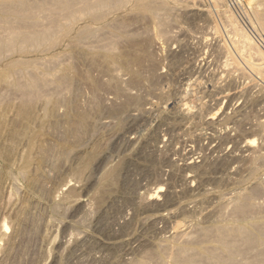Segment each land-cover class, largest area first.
Returning a JSON list of instances; mask_svg holds the SVG:
<instances>
[{"label": "rangeland", "instance_id": "obj_1", "mask_svg": "<svg viewBox=\"0 0 264 264\" xmlns=\"http://www.w3.org/2000/svg\"><path fill=\"white\" fill-rule=\"evenodd\" d=\"M186 1L166 0L163 20L120 12L80 40L83 19L29 52L32 94L13 86L27 73L0 68V264H173L218 247L200 232L264 221V79L225 12L262 50L264 33L244 0ZM244 199L248 218L233 214Z\"/></svg>", "mask_w": 264, "mask_h": 264}, {"label": "bare ground", "instance_id": "obj_2", "mask_svg": "<svg viewBox=\"0 0 264 264\" xmlns=\"http://www.w3.org/2000/svg\"><path fill=\"white\" fill-rule=\"evenodd\" d=\"M193 1H192L193 4H191V2L190 4L195 6L194 5L195 1L197 2L201 0H193ZM206 1L207 4H209L210 6H214L217 9L222 8L223 3H225L224 0H206ZM254 1L255 0H244V3L246 5L248 4V6L254 7V17L253 16L252 17L255 20L252 18L251 19L255 21L256 26L254 24L253 25L254 27L260 29L264 33V1L261 0L262 2L258 3V5L256 6H253ZM199 3H203L205 5L206 2L204 3L201 1ZM196 4L197 6L200 7L202 5V4L198 5V3ZM217 9L215 11H217ZM167 10L168 7L166 4V0H0V68L5 69V71L11 72L13 74L27 73L29 78L27 79L26 83H20L19 80H15L13 86L19 89L25 95L32 94L37 89L36 86L39 85V81H37L35 77L33 78L32 76L29 75L30 72H34L36 66L35 62L26 59L29 52L32 53L33 51H37L39 49L47 50V49L56 48L59 44H61V42L67 36H69L76 29L77 25L78 26L80 25V22L83 19H84V26L80 27V29H78L76 34V38L80 40L82 38L84 39L96 38L98 34V28H94V25L99 26L101 29L103 25L109 22L110 16L116 15L120 12L123 11L132 12V13L150 12L152 13V16L154 18L162 19L161 14ZM170 10L173 11V8H170ZM202 10L208 11V9L207 10L202 9ZM44 15H46L47 17L50 16L52 17V20L50 22L51 24H49L48 26H40L38 23L39 19ZM163 15L167 16L168 14L166 15L163 14ZM217 16H219V14H217ZM232 16L233 15L230 16L228 15L227 12H225V16H224L225 20H223L224 22H222L223 24L221 25L223 26L224 23L226 22V28H227L226 30L230 33V35H232L231 38L235 50L237 51V53L239 52L243 56V58H245L246 62H248L254 73L260 78L264 79V50L260 48L259 44L256 41H254L253 39L254 36L253 38L250 36L252 33L249 34L248 32L250 31L247 32L246 31L247 29L244 30V28L241 27L242 25L239 26L236 20H234L235 17L233 18ZM163 18L165 19L166 17ZM164 21L167 22V20ZM248 21L247 23H249ZM160 24H163V22H161ZM163 25L165 27V24ZM209 25H215V24L213 22V24H209ZM212 33H214V31ZM188 88L187 91H189ZM186 110L190 111V108L187 107ZM255 143L256 140H252V141L250 140L249 145L254 146ZM110 171L111 172L108 173L106 175V178L103 180L104 182L108 183L109 181H111V179L113 181L112 177L114 176L113 174L114 172H116V170L113 171L110 170ZM160 191H162V189H160ZM258 191L260 192L262 191V189ZM253 194L255 195L257 193H253ZM155 199H158L157 194L151 196L150 198V200L152 201ZM247 200L248 199L242 200L244 202L236 206L233 201L232 202L234 203L232 204L233 206L232 209L234 210V212L232 211L233 214L236 213L240 217H246L248 214V210H251L249 208L253 207L255 209L254 206L252 207L250 206L255 204L251 201L253 204L251 203L249 205L247 204L248 202H246ZM247 205H249L250 207ZM238 215L237 217H239ZM248 217L249 216H247L246 218ZM237 219L235 221H237ZM254 219L253 222L251 223L236 225V227L234 228L233 226L231 227L229 225L230 227L223 226L222 228L219 227V229L216 228L217 230L215 232H210L212 230H210L209 232L208 231H204L203 233L200 232L202 238L204 239L212 238L213 240H215L214 242L218 244V247H216L218 249L216 248L214 249L212 246L211 248L213 249H209L210 246L209 247L206 246V249H204L202 252L200 249L201 252L200 254V252L192 251L194 248L193 249L191 248L192 250L183 248L177 251L179 247H177V249L175 247L177 252L174 255H172L173 264H264V221L262 220L254 221ZM241 221H245V220H241Z\"/></svg>", "mask_w": 264, "mask_h": 264}]
</instances>
